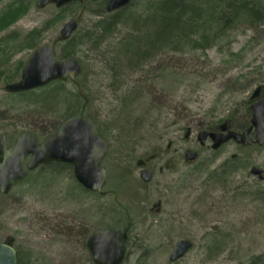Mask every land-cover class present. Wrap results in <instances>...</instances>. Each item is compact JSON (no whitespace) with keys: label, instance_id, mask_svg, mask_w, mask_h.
I'll return each mask as SVG.
<instances>
[{"label":"rangeland","instance_id":"374dc122","mask_svg":"<svg viewBox=\"0 0 264 264\" xmlns=\"http://www.w3.org/2000/svg\"><path fill=\"white\" fill-rule=\"evenodd\" d=\"M16 1L0 0V15ZM23 1L27 12L0 31V135L9 145L23 131L41 140L49 131L43 127L58 126L84 105L70 81L52 91L60 104L33 105L5 91L19 80L28 55L77 10L76 4L62 10ZM90 7L75 32L82 43L74 57L83 69L85 114L108 143L103 193L86 192L71 169L38 168L35 180L0 194V242L13 244L21 264H94L88 236L98 228L122 229L129 217L126 252L147 249L137 264H264V178L249 172L255 166L264 175V145L231 141L212 150L209 140L201 146L196 139L226 118L235 130L249 121L247 101L258 86L264 92V24H245L206 49L161 51L138 69H117L114 78L111 50L120 34L94 45L83 40L99 18ZM32 32L38 35L27 46ZM60 48L54 47L57 58ZM188 150L198 152L195 161L185 159ZM227 160L233 167L221 175ZM142 161L152 171L148 182L139 176ZM179 239L192 248L171 262Z\"/></svg>","mask_w":264,"mask_h":264},{"label":"water","instance_id":"95a60500","mask_svg":"<svg viewBox=\"0 0 264 264\" xmlns=\"http://www.w3.org/2000/svg\"><path fill=\"white\" fill-rule=\"evenodd\" d=\"M133 0H106V12H114L127 6ZM72 2H79L77 11L59 29L49 41L35 48L26 58L21 68L20 78L5 85L9 93L27 92L48 85L53 81L70 80L78 87L84 97L82 86L77 77L81 73V63L77 57L58 59L54 55L57 43L64 42L76 31L82 17L85 0H37L36 7L54 5L61 9ZM260 86L251 95L249 125L242 131L231 128V119L226 118L218 131L201 130L196 139L203 146L211 141V148L217 150L229 141L240 145H264V97L259 98ZM107 151V143L101 138L92 120L83 114L65 119L50 135L40 142L28 131L21 132L15 142L7 146L6 135H0V193L8 194L15 183L24 181L29 172L39 165L53 162L70 164L76 181L86 190L100 192L106 181V171L101 165ZM29 157L27 161L26 158ZM198 152L189 150L185 153L187 161H194ZM252 175L262 180L263 171L255 166L249 169ZM139 176L144 182L152 177V171L141 168ZM129 220L120 229L103 228L93 231L86 241L95 264H120L125 257V264H136L146 253V248L137 246L124 256V240L127 237ZM192 248L188 239L175 242L169 255L174 262L182 258ZM0 264H16V251L10 242H0Z\"/></svg>","mask_w":264,"mask_h":264},{"label":"trees","instance_id":"16d2710c","mask_svg":"<svg viewBox=\"0 0 264 264\" xmlns=\"http://www.w3.org/2000/svg\"><path fill=\"white\" fill-rule=\"evenodd\" d=\"M71 4H76L78 9L79 2ZM92 4L96 7L91 10L92 14L99 18L82 33L83 40L91 41L94 45L108 42L115 33L120 34L121 37L118 36L113 41L111 50L113 64L112 69L109 68L114 72L112 75L114 78L117 77V69L123 68L124 65L131 70L138 69L142 63L153 61L156 54L161 51L184 53L186 48L206 49L219 44L229 32L245 24L255 27L264 24V0H134L112 13L106 12L105 0H85L84 12L90 10ZM27 9L28 6L23 0L9 4L0 15V31L15 23ZM121 28L126 32H122ZM75 32L69 39L57 44L61 46L60 59L75 56V47L82 43L79 41L81 37H75ZM35 35H38V32L30 33V41L25 43L27 46L33 44ZM53 84L55 86L51 87ZM63 84L62 81H54L44 87L14 95L33 105L46 104L54 99L60 104L59 97L52 98L54 97L52 91L58 93ZM261 95L264 96V92ZM76 96L83 99L84 103L78 114H85L86 96H81L78 91ZM247 111L249 113V107ZM218 124L209 130H217ZM247 126L248 122L238 128L242 130ZM45 128L47 126L43 127V131L49 130L46 132L48 135L57 126ZM51 167L71 169L68 165L60 163L39 166L44 170ZM232 167L230 161H225L221 175H226ZM34 176L35 174L30 173L26 180H35ZM16 264H21V256L17 250Z\"/></svg>","mask_w":264,"mask_h":264},{"label":"flooded vegetation","instance_id":"af4514ba","mask_svg":"<svg viewBox=\"0 0 264 264\" xmlns=\"http://www.w3.org/2000/svg\"><path fill=\"white\" fill-rule=\"evenodd\" d=\"M98 131V130H97ZM98 133H99V131H98ZM99 135L101 136V134L99 133ZM187 152V151H186ZM185 152V153H186ZM192 162V161H191ZM140 164H142V165H139V167L141 168V167H145V163H144V161H142ZM147 168V167H146ZM103 193V192H102ZM128 220H131L129 217H127V219H126V221H125V223L128 221ZM130 223H132L131 221H130Z\"/></svg>","mask_w":264,"mask_h":264}]
</instances>
